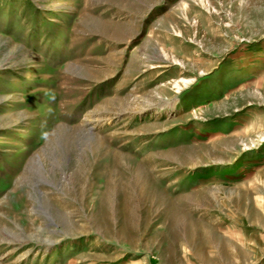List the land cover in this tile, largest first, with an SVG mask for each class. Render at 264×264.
I'll use <instances>...</instances> for the list:
<instances>
[{
  "label": "rangeland",
  "instance_id": "1",
  "mask_svg": "<svg viewBox=\"0 0 264 264\" xmlns=\"http://www.w3.org/2000/svg\"><path fill=\"white\" fill-rule=\"evenodd\" d=\"M0 264H264V0H0Z\"/></svg>",
  "mask_w": 264,
  "mask_h": 264
},
{
  "label": "bare ground",
  "instance_id": "2",
  "mask_svg": "<svg viewBox=\"0 0 264 264\" xmlns=\"http://www.w3.org/2000/svg\"><path fill=\"white\" fill-rule=\"evenodd\" d=\"M105 199H106V200L103 201V202H105V204H104V203H103V204H104L106 207H109V204H110V203H109L110 196H109V195H106V198H105Z\"/></svg>",
  "mask_w": 264,
  "mask_h": 264
}]
</instances>
